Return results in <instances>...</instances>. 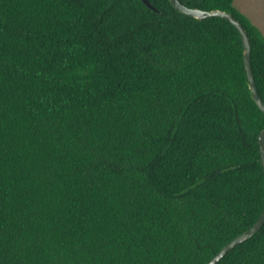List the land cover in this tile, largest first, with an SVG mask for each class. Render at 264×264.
<instances>
[{
    "label": "trees",
    "instance_id": "trees-1",
    "mask_svg": "<svg viewBox=\"0 0 264 264\" xmlns=\"http://www.w3.org/2000/svg\"><path fill=\"white\" fill-rule=\"evenodd\" d=\"M264 101V35L235 0ZM0 0V264H207L264 210L237 29L169 0ZM218 264H264V226Z\"/></svg>",
    "mask_w": 264,
    "mask_h": 264
},
{
    "label": "water",
    "instance_id": "water-1",
    "mask_svg": "<svg viewBox=\"0 0 264 264\" xmlns=\"http://www.w3.org/2000/svg\"><path fill=\"white\" fill-rule=\"evenodd\" d=\"M144 4H146L149 8L152 10H155L156 12H159V10L154 7L149 0H142ZM172 6L181 14L197 19V20H206L209 18H220L224 19L227 22L231 23L239 32L240 38L243 43V58H244V67L247 77V83L251 92V96L255 104L258 106V108L264 113V101L261 98L256 81L255 76L252 68V61H251V55H252V46L251 41L248 35V32L244 25L232 14L217 10V9H211V10H204L196 7H189L184 5L180 0H169ZM259 150H260V157H261V163L264 171V131H262L257 138ZM264 226V210L262 214L260 215L257 222L249 228L244 233L240 234L236 238L232 239L228 244H226L207 264H218L228 253H230L232 250H234L239 245L245 243L249 239H251L253 236H255Z\"/></svg>",
    "mask_w": 264,
    "mask_h": 264
},
{
    "label": "rangeland",
    "instance_id": "rangeland-1",
    "mask_svg": "<svg viewBox=\"0 0 264 264\" xmlns=\"http://www.w3.org/2000/svg\"><path fill=\"white\" fill-rule=\"evenodd\" d=\"M234 5L264 35V0H235Z\"/></svg>",
    "mask_w": 264,
    "mask_h": 264
}]
</instances>
